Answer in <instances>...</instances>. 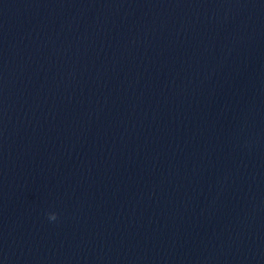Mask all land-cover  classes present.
Segmentation results:
<instances>
[{"label": "clouds", "instance_id": "obj_1", "mask_svg": "<svg viewBox=\"0 0 264 264\" xmlns=\"http://www.w3.org/2000/svg\"><path fill=\"white\" fill-rule=\"evenodd\" d=\"M48 218L50 221H55L57 219V215L55 213H50Z\"/></svg>", "mask_w": 264, "mask_h": 264}]
</instances>
